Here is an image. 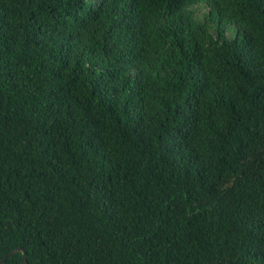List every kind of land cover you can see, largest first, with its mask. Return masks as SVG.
Returning <instances> with one entry per match:
<instances>
[{"label": "trees", "instance_id": "16d2710c", "mask_svg": "<svg viewBox=\"0 0 264 264\" xmlns=\"http://www.w3.org/2000/svg\"><path fill=\"white\" fill-rule=\"evenodd\" d=\"M16 249L264 264V0H0V262Z\"/></svg>", "mask_w": 264, "mask_h": 264}, {"label": "water", "instance_id": "95a60500", "mask_svg": "<svg viewBox=\"0 0 264 264\" xmlns=\"http://www.w3.org/2000/svg\"><path fill=\"white\" fill-rule=\"evenodd\" d=\"M18 251L23 252V259H22L21 264H25V261H26V253H25L22 249H16V250L12 251L10 254H8V255H7V256H6V257L0 262V264H3L4 261H5L8 257H10L11 255H13L14 253H16V252H18Z\"/></svg>", "mask_w": 264, "mask_h": 264}]
</instances>
